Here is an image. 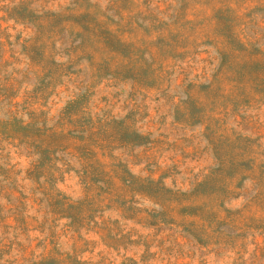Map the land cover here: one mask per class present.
Wrapping results in <instances>:
<instances>
[{
	"label": "rangeland",
	"instance_id": "obj_1",
	"mask_svg": "<svg viewBox=\"0 0 264 264\" xmlns=\"http://www.w3.org/2000/svg\"><path fill=\"white\" fill-rule=\"evenodd\" d=\"M0 264H264V0H0Z\"/></svg>",
	"mask_w": 264,
	"mask_h": 264
}]
</instances>
